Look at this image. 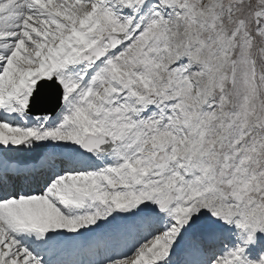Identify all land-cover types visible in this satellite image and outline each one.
<instances>
[{
	"label": "snow or ice",
	"instance_id": "snow-or-ice-1",
	"mask_svg": "<svg viewBox=\"0 0 264 264\" xmlns=\"http://www.w3.org/2000/svg\"><path fill=\"white\" fill-rule=\"evenodd\" d=\"M0 264H264V0H0Z\"/></svg>",
	"mask_w": 264,
	"mask_h": 264
}]
</instances>
